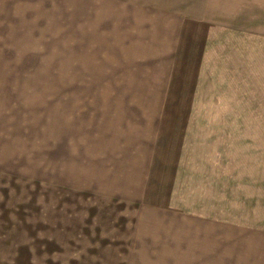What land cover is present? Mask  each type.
Segmentation results:
<instances>
[{
    "label": "rangeland",
    "instance_id": "374dc122",
    "mask_svg": "<svg viewBox=\"0 0 264 264\" xmlns=\"http://www.w3.org/2000/svg\"><path fill=\"white\" fill-rule=\"evenodd\" d=\"M164 2L0 0V264H222L264 230V0L190 2L185 38Z\"/></svg>",
    "mask_w": 264,
    "mask_h": 264
},
{
    "label": "crops",
    "instance_id": "0c3cea01",
    "mask_svg": "<svg viewBox=\"0 0 264 264\" xmlns=\"http://www.w3.org/2000/svg\"><path fill=\"white\" fill-rule=\"evenodd\" d=\"M160 2H164V0H158ZM203 1L204 3H215L220 1L221 3L225 0H200ZM230 2H240V1H253V2H262V0H229ZM190 2H196V0H173V5L172 7L170 6H166L168 8H171V13L173 14V17H175L174 20L178 19V20H184L181 21L180 27H182L181 29L178 27V33L179 35H183L184 38L188 37L190 35V27L188 25V23H186V20H190V22L196 23L199 27L200 26H207V24L209 23V20L212 18L211 14H210V7H205L203 10H200V14L196 15L195 13H193L191 10L186 9V6L190 3ZM158 3V2H157ZM167 3V2H164ZM185 6V8H184ZM255 9V8H254ZM259 11V9H257ZM169 12V11H167ZM202 19L203 21H198V20ZM198 22V23H197ZM187 25L188 28H186V32H182L183 31V26ZM177 27V26H176ZM196 31L197 28H192V30ZM177 30V29H176ZM199 32V31H198ZM177 34V31H176ZM201 34V33H200ZM190 50V49H188ZM259 232L258 233H253L251 236L252 237H241V239H239L237 237L236 239V244L235 245H231L230 247H228V244L225 246V239L222 240L223 245H222V256L224 257L223 263L222 264H226V260L227 264H247L246 262H248V264H264V230H260L258 229ZM228 240V239H227ZM230 249V250H229ZM225 261V262H224Z\"/></svg>",
    "mask_w": 264,
    "mask_h": 264
}]
</instances>
